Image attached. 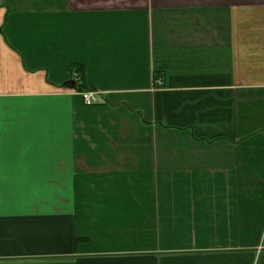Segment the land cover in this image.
I'll return each instance as SVG.
<instances>
[{
  "label": "crops",
  "instance_id": "obj_1",
  "mask_svg": "<svg viewBox=\"0 0 264 264\" xmlns=\"http://www.w3.org/2000/svg\"><path fill=\"white\" fill-rule=\"evenodd\" d=\"M0 264H264V0H0Z\"/></svg>",
  "mask_w": 264,
  "mask_h": 264
},
{
  "label": "trees",
  "instance_id": "obj_2",
  "mask_svg": "<svg viewBox=\"0 0 264 264\" xmlns=\"http://www.w3.org/2000/svg\"><path fill=\"white\" fill-rule=\"evenodd\" d=\"M68 72L70 73V75H73V73H77L79 76V80H77L75 82V89L74 90H70L71 92L76 91V92H81L83 91V84H82V77H83V73H84V68L80 65H71L68 67Z\"/></svg>",
  "mask_w": 264,
  "mask_h": 264
},
{
  "label": "built area",
  "instance_id": "obj_3",
  "mask_svg": "<svg viewBox=\"0 0 264 264\" xmlns=\"http://www.w3.org/2000/svg\"><path fill=\"white\" fill-rule=\"evenodd\" d=\"M72 81L76 82L79 80V76L77 73H73ZM83 103L85 106H93L95 105V98L91 92H83L82 93Z\"/></svg>",
  "mask_w": 264,
  "mask_h": 264
},
{
  "label": "water",
  "instance_id": "obj_4",
  "mask_svg": "<svg viewBox=\"0 0 264 264\" xmlns=\"http://www.w3.org/2000/svg\"><path fill=\"white\" fill-rule=\"evenodd\" d=\"M63 87L68 90H74L75 89V82L74 81H68L63 84Z\"/></svg>",
  "mask_w": 264,
  "mask_h": 264
}]
</instances>
